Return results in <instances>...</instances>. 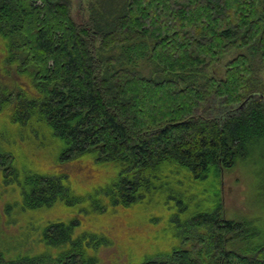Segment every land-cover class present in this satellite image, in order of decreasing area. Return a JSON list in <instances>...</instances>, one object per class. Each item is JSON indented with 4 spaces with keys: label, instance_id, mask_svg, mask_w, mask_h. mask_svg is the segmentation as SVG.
<instances>
[{
    "label": "trees",
    "instance_id": "trees-1",
    "mask_svg": "<svg viewBox=\"0 0 264 264\" xmlns=\"http://www.w3.org/2000/svg\"><path fill=\"white\" fill-rule=\"evenodd\" d=\"M79 10L0 0V264H264V0ZM239 166L258 211L226 219Z\"/></svg>",
    "mask_w": 264,
    "mask_h": 264
},
{
    "label": "rangeland",
    "instance_id": "rangeland-1",
    "mask_svg": "<svg viewBox=\"0 0 264 264\" xmlns=\"http://www.w3.org/2000/svg\"><path fill=\"white\" fill-rule=\"evenodd\" d=\"M82 2H83V6L85 9L90 4V0H82ZM80 3H81V0H71L72 17L74 20H80L82 16L86 18H88L89 16V12L83 13L79 10ZM238 54L239 52H235L232 55L224 58L222 64H220L217 68V72L219 73V75H224L225 65ZM257 64H259L258 60H257ZM139 67L142 70L143 74L145 75H148L152 71L151 67L147 66L146 63L141 62ZM257 77H258V80H261L262 82H264V69L258 72ZM8 81L9 80L7 79V82ZM219 113L222 114L223 111L220 110ZM222 180H223V187H222L223 202H224V209L226 212L225 213L226 219H245L251 216L252 214L257 213L258 211L257 203L255 200V195H254V190H253V185H252L253 180L251 179L250 172L248 169L246 170L240 166L236 167L235 169L224 173ZM210 206L211 204L209 206L206 204L207 208H209ZM167 221L168 219L166 217H163V249L165 248V244L169 236V232L167 231ZM122 223L124 227L130 224L129 221H127V224H126V221L124 220L122 221ZM131 225L133 224L131 223ZM118 226L119 224H115V227L119 228ZM124 227L120 225V228L124 229ZM128 233H131L129 238L126 235ZM136 233H137L136 230L135 231L126 230L123 233H120L119 235L120 242H122V244H125L128 242L130 243V241H133L130 244V246L135 247L136 238L134 236L136 235ZM116 252H117V249H111V251H106L105 252L106 259L108 260L111 258H115Z\"/></svg>",
    "mask_w": 264,
    "mask_h": 264
}]
</instances>
